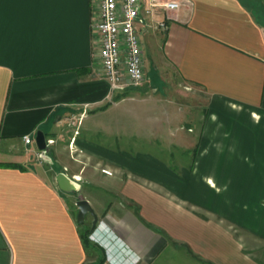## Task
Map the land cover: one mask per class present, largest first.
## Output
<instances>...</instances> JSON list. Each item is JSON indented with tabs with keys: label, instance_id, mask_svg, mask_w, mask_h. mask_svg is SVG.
Returning a JSON list of instances; mask_svg holds the SVG:
<instances>
[{
	"label": "crops",
	"instance_id": "crops-1",
	"mask_svg": "<svg viewBox=\"0 0 264 264\" xmlns=\"http://www.w3.org/2000/svg\"><path fill=\"white\" fill-rule=\"evenodd\" d=\"M174 1L115 92L98 0H0V264H264V0Z\"/></svg>",
	"mask_w": 264,
	"mask_h": 264
},
{
	"label": "built area",
	"instance_id": "built-area-1",
	"mask_svg": "<svg viewBox=\"0 0 264 264\" xmlns=\"http://www.w3.org/2000/svg\"><path fill=\"white\" fill-rule=\"evenodd\" d=\"M98 2L100 14L99 20L94 24V30L100 43L99 53L105 78L110 81L111 88L115 92H123L143 85L146 82V71L143 41L137 24H147L156 6L170 10L179 8L180 3L174 0H152L148 5H144L143 0H98ZM159 24L164 29L168 28L165 21ZM68 121L71 126L79 127L81 117L77 121L76 116L72 114ZM77 134L79 128L75 130V135ZM24 140L28 143L33 141L30 135H25ZM75 140L74 136L70 144L72 150H76ZM54 141L53 138L48 139V145L50 146ZM41 153L47 155L48 151L41 150ZM102 170L108 175L113 173L110 168Z\"/></svg>",
	"mask_w": 264,
	"mask_h": 264
},
{
	"label": "water",
	"instance_id": "water-1",
	"mask_svg": "<svg viewBox=\"0 0 264 264\" xmlns=\"http://www.w3.org/2000/svg\"><path fill=\"white\" fill-rule=\"evenodd\" d=\"M36 140L39 149L41 150H49V145H48V139H46V135L43 130H39L37 135H36ZM57 180L59 181V185L62 190L66 192H72L78 190L75 181L72 180L69 176H67L65 173H59L57 175ZM77 206H79L80 210L78 213V218L79 223H84L85 222V217L88 213H90L95 221L93 223V228L96 229L97 225H99V216L96 213L95 208L91 205L90 201L87 198L82 197L77 201Z\"/></svg>",
	"mask_w": 264,
	"mask_h": 264
},
{
	"label": "rangeland",
	"instance_id": "rangeland-1",
	"mask_svg": "<svg viewBox=\"0 0 264 264\" xmlns=\"http://www.w3.org/2000/svg\"><path fill=\"white\" fill-rule=\"evenodd\" d=\"M73 156H74V154H73ZM67 169H68V167L65 169L66 171H67ZM112 170V169H111ZM77 177V176H76ZM76 179V178H75ZM77 183H79L80 185H79V188L81 189V187H82V185H81V181H82V179L80 178V177H77ZM73 192V191H72ZM108 200V199H107ZM87 219H88V223L86 224V226L84 227V230L86 231V230H89V232H90V239H92V236L94 235V232H95V229L93 228V227H91L92 226V216H91V214L89 213V214H87ZM86 222V221H85ZM85 224V223H84ZM97 227H98V225H97ZM93 228V230L91 231V229ZM96 239L97 241H100V242H103L102 241V239L101 238H97V236H94L93 237V239ZM259 253H261V255H262V257L264 258V249H263V251H261V252H259Z\"/></svg>",
	"mask_w": 264,
	"mask_h": 264
},
{
	"label": "trees",
	"instance_id": "trees-1",
	"mask_svg": "<svg viewBox=\"0 0 264 264\" xmlns=\"http://www.w3.org/2000/svg\"><path fill=\"white\" fill-rule=\"evenodd\" d=\"M83 234V238L85 240L86 243H90L91 239H90V232L89 230H84V232L82 233Z\"/></svg>",
	"mask_w": 264,
	"mask_h": 264
},
{
	"label": "bare ground",
	"instance_id": "bare-ground-1",
	"mask_svg": "<svg viewBox=\"0 0 264 264\" xmlns=\"http://www.w3.org/2000/svg\"><path fill=\"white\" fill-rule=\"evenodd\" d=\"M75 184H76L77 188H79V185H78V183H77V182H75Z\"/></svg>",
	"mask_w": 264,
	"mask_h": 264
}]
</instances>
